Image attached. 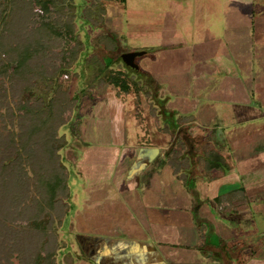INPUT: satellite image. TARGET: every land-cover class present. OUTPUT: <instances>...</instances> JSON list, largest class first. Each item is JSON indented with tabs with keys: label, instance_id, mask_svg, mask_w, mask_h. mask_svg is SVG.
Listing matches in <instances>:
<instances>
[{
	"label": "rangeland",
	"instance_id": "obj_1",
	"mask_svg": "<svg viewBox=\"0 0 264 264\" xmlns=\"http://www.w3.org/2000/svg\"><path fill=\"white\" fill-rule=\"evenodd\" d=\"M75 2L54 0L46 18L65 20L74 13ZM97 4L105 14L104 27L100 31L84 29L89 42L77 65L74 58L79 54L71 57L74 61L69 64L59 58L63 49L76 45V17L75 40L68 44L66 39L51 41V45L44 47L50 58L42 60L41 65L34 63V57L32 63L28 60L35 74L21 81H16L19 80L15 72L17 63L8 62L14 61L17 49L22 47L17 33L0 35V96L6 95L12 108L11 113L0 110V131L10 132L5 141L12 139L9 147L15 146L18 125L23 119L25 143L35 142L40 147L42 142L43 146L40 168L37 155L36 170L27 167L36 182L39 177L37 184L34 186L31 180L30 186L41 197L42 206L13 215L8 207H0V264H76L77 257L89 264H242L243 254L238 257L240 246L229 247L227 235L234 232L229 228L222 229V235L216 231L207 195L197 189L201 177L195 175L198 171L194 161L202 151L201 137L194 134L196 141L187 137L186 147L182 148L176 128L186 126L179 131L183 136L198 126L207 132L217 128L215 140L210 144L216 143L218 150L230 160L264 150V118L259 124L224 134L217 125L216 106L210 97L196 94L202 85L193 76L196 61L226 54L234 59L238 72L245 78L251 51L244 44H235V49L241 48L235 50L231 44L219 40L218 20L209 12L217 9L218 0H125L123 3L103 0ZM33 22L34 26L38 25L36 17ZM101 31L114 33L117 45L103 56L97 45ZM140 50L145 54L136 58L139 74L130 71L123 60L116 61L112 67L126 72L128 93L106 84L105 80L99 82L107 73L106 69L104 72L100 69L102 59L111 64L116 56ZM253 50L256 51L255 45ZM53 53L59 54L56 59ZM39 66L43 67L42 74L36 76ZM245 83L251 90L250 83ZM19 85L22 91L18 99H26L27 108L31 105L34 111L26 121L17 99L12 97ZM184 86L190 87L191 100L182 95ZM184 114H193L195 123L177 121ZM227 115L222 116L225 121L229 120ZM65 139L67 146L62 145ZM46 144L56 152L62 145L58 152L63 162L59 157L56 161L58 167L62 162L68 169V208L63 220L59 218L58 200L52 201L46 192L44 181L55 170L47 172L53 163L51 150H45ZM172 145L187 152L191 162L184 186L169 174L166 164V151ZM151 148H157L158 152L145 162L151 153L146 149ZM233 187L223 184L216 191ZM186 192L191 198L189 204L182 201ZM239 209L249 210L246 203H241ZM15 220L21 226L30 224V228L26 226L22 232L10 230ZM249 221L251 230L240 231L235 238L245 241V247L257 244L264 259V247H261L264 215L255 213ZM169 223L176 231L159 233ZM224 245L229 247L225 258L211 249ZM186 247L193 248L192 252H185L188 257L183 251Z\"/></svg>",
	"mask_w": 264,
	"mask_h": 264
},
{
	"label": "crops",
	"instance_id": "obj_2",
	"mask_svg": "<svg viewBox=\"0 0 264 264\" xmlns=\"http://www.w3.org/2000/svg\"><path fill=\"white\" fill-rule=\"evenodd\" d=\"M206 1L212 2V0ZM216 7L217 9H214V11L209 10V12L211 16H216L218 20L221 37L219 40L224 44L226 42L231 44L232 49H235V44H244L245 48L249 49V52L251 51L250 55L247 56L251 64H249L250 68H248L245 78L238 72L234 59L228 58L226 54L206 58L194 63L193 76L196 79H200L202 85V89L196 94H200L202 97H210L212 104L217 108L218 127L222 128L224 134H229L259 124L264 118V0H218ZM245 34H248V39ZM247 43L249 44L248 46ZM254 45L256 51L253 50ZM261 48L263 51H257ZM236 57L238 58L239 56L236 54ZM245 81L250 83L251 90H249ZM183 88V91H181L182 95L189 99L192 98L190 96L192 94L190 87L184 86ZM179 94L181 93L179 92ZM226 114L229 116L227 121L222 117L223 115L226 116ZM178 118L184 119L181 123H195L193 114H184ZM198 130L202 132L201 135L196 133ZM216 130L217 128L213 127L207 132L203 126H198L194 132H188L191 136L195 134V136L201 137L202 151L196 159L206 151H214L223 158V161H221L222 168H213L211 171L205 169L203 161L196 164L195 170L198 172L195 175L201 177L200 182L197 180V189L204 193V196L207 195L208 203H210L213 211L212 220L216 231L221 235L224 233L223 231H227L226 228H229V231L231 229V233L232 231L234 232V234L227 235L228 237L225 236L229 239V247L240 246L238 257L243 254V259L240 260V263L264 264V259L261 258L262 254H259L261 249L258 248L257 244L256 246L245 247V241L235 238L240 231L251 230L249 220L255 213L264 215V150L236 161L230 160L226 154L218 150L216 143L210 144L211 140H215ZM210 145H213V147H210ZM146 150L147 153H151L150 156L148 154L149 158L145 162L158 152L157 148ZM217 162H220V160H217ZM166 164L169 167V174L171 173L175 181L182 182L184 186L185 180L178 177L168 164L167 159ZM135 168L136 166L134 165ZM189 169L182 171L186 175L185 177H187L186 171L188 172ZM135 170H138V168ZM223 184H232L235 187L220 193L217 192V187ZM229 193L236 194L230 201V209L220 212V208L214 199ZM184 197L182 201L189 204V201H191L189 192H186ZM224 203L228 204L227 200ZM241 203H246L249 210L241 211L239 209ZM166 226L168 228L159 230V233L163 232L164 234L165 231L174 233L176 231L172 223ZM247 241L249 243L252 242L250 239ZM261 243V247H264V240ZM174 246L176 247L177 245ZM225 246L211 249L219 251L220 255L225 258L226 251L229 248ZM192 249V247H186L183 251L188 253L192 252ZM208 249H210L209 246ZM187 253H185V256L188 257L189 254ZM76 264L89 263L77 257Z\"/></svg>",
	"mask_w": 264,
	"mask_h": 264
},
{
	"label": "trees",
	"instance_id": "obj_3",
	"mask_svg": "<svg viewBox=\"0 0 264 264\" xmlns=\"http://www.w3.org/2000/svg\"><path fill=\"white\" fill-rule=\"evenodd\" d=\"M98 1L103 0H90V2H87V0H76L75 4H73L74 13L71 14V16L65 15V20H63L62 18H54L52 20H49L46 18L45 14L48 12L49 7L54 4V0H0V28L2 26V28L0 29V35L2 34V36L5 37V32H7V36L10 33H15V35L17 33L18 42L20 44L19 46H22L19 51L17 49L16 52H18V54L16 55L15 59H13L14 61H12V59L8 61L9 63H17L15 66V72L17 73L19 80L17 79L16 81L28 79V76L34 77L32 74L35 73L30 69L28 60L29 63H32V57H34L36 59L34 63H36V65H41L42 60L44 62L46 59H49L50 56L45 53L44 47H46V45H51L52 43L49 44L51 41H61L63 39H66L65 41L68 44L70 40H75V30L73 26V20L75 17L77 19L76 45L74 44V47L71 45L68 50L66 48L63 49L64 51H62L59 58L62 57L63 59H65H62V62H67V64H69L74 56L76 54H79L78 58H74V60L76 61V65L77 62L80 63V61L82 60L81 56L87 50L89 42L86 39L87 36L84 29L87 30L91 28L95 29L96 31H100L104 27L102 19L105 14L104 12H102L103 10L99 8V5L97 4ZM118 1L123 3L125 0ZM34 17L38 19V25L35 26L33 22ZM79 21L80 23L78 24ZM9 25L10 27L8 28ZM77 33H79V37L81 38H79L80 40L77 37ZM113 34L114 33L112 32L108 33L101 31V34L97 35V45L99 46V50L101 49L102 52V54L100 55L103 56L104 53L116 49V37ZM5 48H9V45H6ZM58 55L59 54L56 55L55 53H53V57L55 59L56 57H58ZM74 60H72L71 62H73ZM116 61H122L121 55L114 57L111 64L102 59V62H100V65L102 67H100V69H102L103 72L106 69L107 73L104 79H102L103 77L100 78L99 82L102 83L105 80L104 82L106 84L109 83L115 88L128 93L130 91V86L126 79V72L121 68H112ZM26 66H28L27 70H25ZM41 68L43 69V67L41 66L37 68L36 76L42 74ZM139 73L140 69L135 74ZM42 77L44 76L42 75ZM21 91L22 87L21 85H19L18 91L13 92L12 97L14 99H17V102L24 113V120L26 121V118L31 119L34 111L31 110V108L33 107L31 105H29V107L27 108L26 99L25 101H22L21 98L18 99V94ZM7 99L8 98L6 95L0 96V110L5 109L6 112L11 113L12 108ZM73 106L74 105L71 103V113H73L74 115L75 111L73 110ZM22 120L23 119H20L18 125L19 132L16 133L18 142H16L15 139V146L9 147L10 143H12V139L9 140L11 142L5 141L6 138L10 137V132L5 133L3 131H0V207H8V212L10 215L15 214L16 212L22 214L26 209H29L30 207L31 209H36L37 206L39 208L42 206L39 205L42 201L41 197L39 195L36 196L30 186L31 180L34 181L35 186L39 181V177H37L36 182L35 177L33 178L29 175L27 167H33L36 170L35 166L40 163V168L41 161L43 159L40 156V148H43V146L42 142L40 147L35 142L28 143L29 141H27L25 143V139L23 138V134H25L23 133L25 123L23 122L22 124ZM177 121L183 122L184 119L178 118ZM46 125L47 124H45L44 127H46ZM59 127L61 128V125ZM185 127L186 126L183 125L176 128V138L178 137L177 141L181 143L182 148L186 147V143L184 141L185 139H187V137L188 139L196 141V139H194V137H192L190 134H187V136H183L181 133H179L180 129L184 130ZM67 144V139H65V143H63L62 145L67 146ZM62 145L59 146L57 152L53 147L52 149L48 148V144L44 145L46 151L51 150L50 155L52 156L53 163V167L50 168L47 172H51L52 169H55L53 170L52 177L49 176L44 181L46 192L48 197H50L52 201L54 199L58 200L57 202L60 205L59 208L61 211L59 218H62L61 220H63L67 214V198L69 196L68 169L62 163V157L58 152V150L61 149ZM7 146L9 148H6ZM35 155L40 158V161H38L39 163H35ZM58 157L60 161H62L59 167L56 161V158ZM166 157L167 162L173 168V171L178 175L179 178L185 180L186 175L182 172V170L189 169L191 165L188 153H184L183 150L179 149V147L172 145L166 151ZM217 160H220V162H217ZM201 161L204 162L205 169L211 171L213 170V168H222L221 161H223V158L214 151H206L202 154V156L196 159L194 163L199 164ZM188 179L189 178H187V180ZM234 196H236V194L234 195L233 193H229L228 195H224L218 197L217 199H214V201L220 208V212H224L230 209L229 204L232 200V197ZM225 200H227L228 204L224 203ZM10 219L11 221L14 220L13 217H11ZM26 221L28 220H25V222ZM17 224L15 220V222L10 225L9 229L15 232H22L26 226L27 228H30V224L27 223H25V225L23 226ZM16 243H14V247Z\"/></svg>",
	"mask_w": 264,
	"mask_h": 264
},
{
	"label": "water",
	"instance_id": "obj_4",
	"mask_svg": "<svg viewBox=\"0 0 264 264\" xmlns=\"http://www.w3.org/2000/svg\"><path fill=\"white\" fill-rule=\"evenodd\" d=\"M144 54H145V51L143 50L129 51V52L123 53L121 55V58L130 71L137 73L139 71V65L136 62V58Z\"/></svg>",
	"mask_w": 264,
	"mask_h": 264
}]
</instances>
